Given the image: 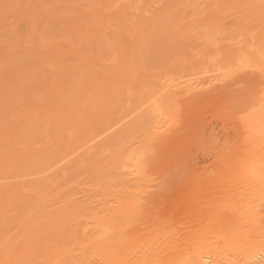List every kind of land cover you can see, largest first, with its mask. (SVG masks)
<instances>
[{"label": "rangeland", "instance_id": "obj_1", "mask_svg": "<svg viewBox=\"0 0 264 264\" xmlns=\"http://www.w3.org/2000/svg\"><path fill=\"white\" fill-rule=\"evenodd\" d=\"M216 74L197 100L159 89ZM262 95L264 0H0V264L264 255V176L241 171L264 155Z\"/></svg>", "mask_w": 264, "mask_h": 264}, {"label": "bare ground", "instance_id": "obj_2", "mask_svg": "<svg viewBox=\"0 0 264 264\" xmlns=\"http://www.w3.org/2000/svg\"><path fill=\"white\" fill-rule=\"evenodd\" d=\"M203 10V9H202ZM122 39V38H121ZM122 40H125V37H124V39H122ZM124 45V44H123ZM120 46V45H119ZM122 46V45H121ZM122 47H124V46H122ZM119 49H120V47H119ZM66 60V59H65ZM64 62H66V61H64ZM73 63V62H72ZM66 65V64H65ZM64 65V66H65ZM68 66V65H67ZM66 66V67H67ZM247 67H245V66H239L238 67V69H240V70H245ZM209 70H207L205 73H207ZM217 71V70H216ZM210 72V71H209ZM213 72H214V70H213ZM205 73H204V75H205ZM202 74V73H201ZM210 74V73H209ZM216 76H217V74H216ZM214 77L213 79H210V80H208L209 78H207V81H205L206 80V78H205V80L204 79H202V81H190L189 83H186V86H184V87H178L179 85H177V84H171L172 82H168V83H163V84H161V88H159L160 89V92H163L165 95H168L169 97L170 96H175V95H177V94H185V95H188L190 98H192V100H197V98H200V97H202V96H204L205 95V93H206V91L208 90V89H210V90H212L211 92H214V93H217V92H219V91H221L222 89H223V87L224 86H226L227 85V82H228V80L227 79H223L221 76H217V77ZM226 77V75L224 76V78ZM227 77H228V75H227ZM263 77V76H262ZM229 78H231V77H229ZM192 80H194L193 78H191ZM190 79V80H191ZM188 81V80H187ZM225 83H224V82ZM227 81V82H226ZM223 82V83H222ZM184 84V83H183ZM208 85L206 88H204L203 86L204 85ZM85 86V85H84ZM158 89V90H159ZM69 90H70V88H69ZM68 92H70V91H68ZM162 94V93H161ZM155 96V95H154ZM153 96V97H154ZM252 98V97H251ZM260 98V100H258L260 103H257L258 101H256V98L254 97V99H255V101H254V99L252 100V101H254L258 106H257V108H256V111L258 112V113H260V112H264V95H262L261 97H259ZM258 98V99H259ZM149 99V98H148ZM150 100H152V97L150 98ZM152 103L151 104H153V100L151 101ZM147 102H145L144 104H146ZM149 104H150V102H149ZM149 104H147V105H149ZM154 105V104H153ZM152 105V106H153ZM144 106V105H143ZM155 110H157L158 111V109H155ZM155 110H153V111H155ZM160 111V110H159ZM155 113V112H154ZM153 113V114H154ZM158 113V112H157ZM162 113V112H161ZM67 114V113H66ZM151 114V113H150ZM64 115V114H63ZM157 115V114H156ZM159 115V114H158ZM151 116H152V114H151ZM154 117V116H153ZM156 117V116H155ZM159 117V116H158ZM157 117V118H158ZM69 118H70V116H69ZM68 118V119H69ZM152 117H150V119H151ZM157 118H156V121H157ZM241 118H239V120H240ZM153 121V120H152ZM155 121V120H154ZM159 121V120H158ZM161 122H162V120H161ZM164 122V121H163ZM166 122V121H165ZM63 123V122H62ZM152 123V122H151ZM155 123V122H154ZM64 124V123H63ZM165 124L166 123H156L152 128H151V132H150V135H152V136H154L155 138H157V140L159 139L160 141L161 140H163V141H166V140H168L167 138H166V136H165V134H163V132H161V130L162 129H164V127H165ZM168 124V123H167ZM166 124V125H167ZM65 125V124H64ZM115 125V124H114ZM117 125V124H116ZM113 127H115V126H113ZM112 128V127H111ZM90 142V141H89ZM89 142H87L85 145H83V147H85ZM263 142H264V139H263ZM254 153H252V155H253ZM248 155H250V153L248 152L247 154H243V156H247V157H245L244 158V163L246 162V165L248 166V165H250L251 163H252V168H249L248 167V169H242L241 168V171H243V172H245V173H250V175H251V177L253 178V177H255L256 176V174H259V175H263L264 176V155L262 156V157H259V158H257L256 160H254V161H252V159H254V157H251V156H248ZM121 169H123L122 171L125 173V174H127L128 176H131V175H134L135 174V172H136V169L134 168V163H133V160L132 159H130L129 157H126L125 158V160H124V162L122 161V164H121ZM131 187H134V186H131ZM130 187V188H131ZM252 191H251V193L252 194H257V195H260L261 193H263L264 192V184L263 185H259V186H256V187H254L253 189H251ZM243 191V190H242ZM245 192V191H244ZM239 194L241 193V191H239L238 192ZM251 193H250V195H251ZM249 194V193H248ZM241 195V194H240ZM256 195V196H257ZM263 195V194H262ZM253 196V195H252ZM263 200V199H262ZM103 204V203H102ZM109 205H107V207H108ZM257 207H259L260 208V211L262 210V208H264V203H262V202H260V203H257V205H256ZM112 209V207H108V208H105V209H100L99 210V213H103V211H110ZM96 210H97V208H96ZM91 213V212H90ZM88 216V215H87ZM91 218V217H90ZM89 218V219H90ZM253 228H248V233H250L251 231H253L252 230ZM84 231H82L81 232V237H86V235H88V230H86V228H84L83 229ZM256 237H264V228L263 227H261V228H259V230H257L256 231ZM129 238V237H128ZM68 240H70L71 241V237H68ZM69 242V241H68ZM33 243V242H32ZM169 243V244H168ZM167 244H165V242H160L159 240H156V242L154 243V249L156 248V246H157V248H160V247H162L163 248V246L162 245H165L166 247L165 248H163L162 249V251H167V250H173V249H171V248H173V247H175V242L173 241V242H168ZM55 248V247H54ZM57 249V248H56ZM66 249V251L65 252H63V253H66V257L63 259L64 261H65V259H66V261L67 262H69L70 264H75V262H79L78 260H79V257L81 256L80 254H79V256H78V258L77 257H75V258H77V259H75L74 258V256L76 255V254H74V250L73 249H68V248H65ZM65 249H60V251H64ZM99 249V248H98ZM102 248L100 247V249L98 250V254H99V256H98V259H97V261H95V262H92L91 264H114V262L111 260V258H112V255H111V250L110 249H102ZM56 251H58V250H55V253H56ZM101 251V252H100ZM94 252H95V250H94ZM53 253H54V250H53ZM52 254L53 256H55L56 254L58 255V252L56 253V254ZM61 253V252H60ZM51 255V254H50ZM63 255V254H62ZM101 255V256H100ZM137 255V254H136ZM244 256H243V262H241V261H231V263L230 264H264V255H249V253H244L243 254ZM61 256V255H60ZM65 256V255H64ZM82 256L83 257H86L85 255H84V252L82 253ZM81 256V257H82ZM222 256V254H221V252H219V251H217V250H214V251H211V250H208V251H203V252H201V253H199L196 257H193L192 259H190V264H219V261H218V259L220 258ZM56 257V256H55ZM133 258H135V257H132L131 259H133ZM47 259H48V257H47ZM46 259V260H47ZM53 259V258H52ZM83 259V258H82ZM82 259L80 258V260L82 261ZM62 260V261H63ZM75 260V261H74ZM53 261V260H52ZM57 261H59L60 262V260H59V258L57 259ZM57 261H55V263L57 262ZM61 261V262H62ZM66 261L65 262H62V264H64V263H66ZM59 262L57 263V264H59ZM61 262H60V264H61ZM48 263V262H47ZM49 263L51 264V261H49ZM48 263V264H49ZM54 263V264H55ZM139 263V261L136 263V260H134V261H125V262H123V263H121V264H138ZM68 264V263H67Z\"/></svg>", "mask_w": 264, "mask_h": 264}]
</instances>
